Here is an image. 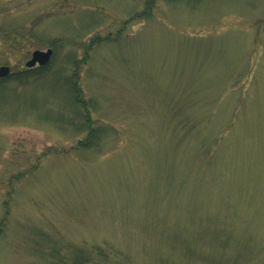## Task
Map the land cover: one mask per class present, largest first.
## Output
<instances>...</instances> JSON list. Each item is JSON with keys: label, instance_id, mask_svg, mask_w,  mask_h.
<instances>
[{"label": "rangeland", "instance_id": "rangeland-1", "mask_svg": "<svg viewBox=\"0 0 264 264\" xmlns=\"http://www.w3.org/2000/svg\"><path fill=\"white\" fill-rule=\"evenodd\" d=\"M144 1L0 0V264H264V0Z\"/></svg>", "mask_w": 264, "mask_h": 264}, {"label": "trees", "instance_id": "trees-1", "mask_svg": "<svg viewBox=\"0 0 264 264\" xmlns=\"http://www.w3.org/2000/svg\"><path fill=\"white\" fill-rule=\"evenodd\" d=\"M155 0H145V7L143 8V10H141V13H136V17L141 16L143 17V14H147L146 17H148L151 13V9L153 8V4H154ZM166 1H173V0H166ZM150 9V10H149ZM139 12V11H138ZM144 12V13H143ZM135 19V18H134ZM12 36H14V38L16 39V37L22 38L24 34L23 32H20L19 30H14L12 32ZM30 37H36V35L34 33L30 34ZM48 63L44 64V65H37L34 66L32 68H25L24 73L26 75V77H30L32 75H39L41 74L44 70H46L48 67ZM34 73V74H33ZM74 75H76L74 73ZM68 92H71V95L73 97V101L74 103H76V107H78L77 109H79V113L83 114V120L82 123H79V125H76L73 123V121H66V120H58L59 123L61 124H70L75 127H77V129H82L85 128L87 130V136L85 137V139H83L82 141H80L77 146L83 145L86 146V143L89 142V140L91 141L92 139H94L93 136V128H92V117H91V112L90 109L87 106V101L82 97V91L81 88L78 86L77 84V76L74 77V81L70 82V89H68ZM82 146V147H83Z\"/></svg>", "mask_w": 264, "mask_h": 264}, {"label": "water", "instance_id": "water-1", "mask_svg": "<svg viewBox=\"0 0 264 264\" xmlns=\"http://www.w3.org/2000/svg\"><path fill=\"white\" fill-rule=\"evenodd\" d=\"M52 55V48L48 47L45 50L34 49L31 52L30 58L25 61L26 67H32L35 64H46ZM9 73V67L7 65L0 66V77L6 76Z\"/></svg>", "mask_w": 264, "mask_h": 264}]
</instances>
